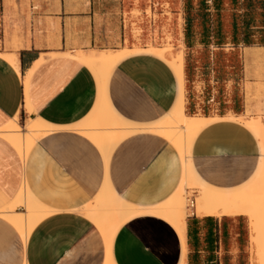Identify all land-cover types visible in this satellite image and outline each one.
Wrapping results in <instances>:
<instances>
[{
  "label": "crops",
  "instance_id": "0c3cea01",
  "mask_svg": "<svg viewBox=\"0 0 264 264\" xmlns=\"http://www.w3.org/2000/svg\"><path fill=\"white\" fill-rule=\"evenodd\" d=\"M168 41L183 52L185 112L220 119L193 142L195 173L218 189L242 186L258 167L260 149L251 131L226 118L264 121V0H0V55L14 53L19 67L18 73L0 56V130L37 118L58 128L25 160L0 135V212L25 187L51 211L27 239L0 215V264H264V227L257 232L244 215L188 211L181 239L152 215L131 218L108 238L82 214L106 182L132 205L165 202L180 185L182 162L171 143L137 133L122 139L106 163L72 129L93 110L97 85L67 54ZM40 59L26 96L24 78ZM177 92L173 71L149 54L123 59L108 84L113 109L138 124L163 117Z\"/></svg>",
  "mask_w": 264,
  "mask_h": 264
},
{
  "label": "bare ground",
  "instance_id": "6f19581e",
  "mask_svg": "<svg viewBox=\"0 0 264 264\" xmlns=\"http://www.w3.org/2000/svg\"><path fill=\"white\" fill-rule=\"evenodd\" d=\"M169 41L165 46H151L147 49L124 47L119 51L108 49L77 51L75 54L66 53L68 57H72L91 71L97 85V98L93 110L84 121L72 129L92 141L101 151L106 163L114 147L122 139L137 133H152L171 143L182 162L180 185L165 202L149 208L132 205L121 199L106 182L92 204L82 210V214L108 238H112L116 231L131 218L139 215H152L168 222L182 239L184 222L187 211H189L185 206L187 201L184 195L188 190H192L196 194L194 196L196 215H244L249 218L254 229L260 232V228L264 227L263 118L255 116L244 120L242 117L233 115L226 118L241 123L252 132L258 142L261 157L253 176L245 184L234 189H218L202 180L192 166L191 148L197 135L206 126L220 119L218 117L205 118L201 115L192 116L185 112L183 52H175ZM137 54H149L163 60L173 71L178 84L177 96L171 109L157 121L147 124L133 123L122 118L113 109L108 98V84L113 70L123 59ZM61 55L65 56V54ZM0 56L19 73L14 53H5ZM40 62L41 59L26 73L23 81L25 95L29 78ZM29 106L26 97V108L28 112H31ZM56 129L58 128L38 118L27 120L24 126H21L15 119L0 130V135L16 148L21 158L25 160L36 141ZM19 206H23L26 213L17 214L15 210ZM50 213L51 211L40 205L25 187L13 203L0 212V215L12 223L22 237L27 239L34 226Z\"/></svg>",
  "mask_w": 264,
  "mask_h": 264
},
{
  "label": "rangeland",
  "instance_id": "374dc122",
  "mask_svg": "<svg viewBox=\"0 0 264 264\" xmlns=\"http://www.w3.org/2000/svg\"><path fill=\"white\" fill-rule=\"evenodd\" d=\"M195 195H196V194L193 193L192 190H188V191H187L186 195H184V198H185L186 201H187V202H185V206H187L189 200H193V199H195V197H194ZM186 197H187V198H186ZM187 212H188V211H187Z\"/></svg>",
  "mask_w": 264,
  "mask_h": 264
},
{
  "label": "built area",
  "instance_id": "2783aa9c",
  "mask_svg": "<svg viewBox=\"0 0 264 264\" xmlns=\"http://www.w3.org/2000/svg\"><path fill=\"white\" fill-rule=\"evenodd\" d=\"M186 208H187L189 211L194 210V208H195V200H189V201H188V204H187V206H186Z\"/></svg>",
  "mask_w": 264,
  "mask_h": 264
}]
</instances>
